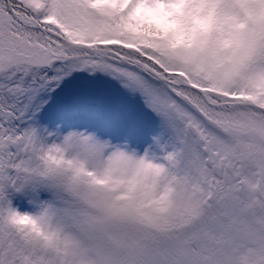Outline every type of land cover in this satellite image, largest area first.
Returning <instances> with one entry per match:
<instances>
[{
    "label": "snow or ice",
    "instance_id": "1",
    "mask_svg": "<svg viewBox=\"0 0 264 264\" xmlns=\"http://www.w3.org/2000/svg\"><path fill=\"white\" fill-rule=\"evenodd\" d=\"M0 264H264V0H0Z\"/></svg>",
    "mask_w": 264,
    "mask_h": 264
}]
</instances>
